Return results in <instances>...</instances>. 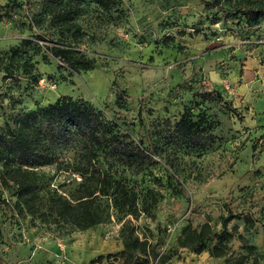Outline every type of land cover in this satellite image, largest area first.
<instances>
[{
  "label": "rangeland",
  "instance_id": "374dc122",
  "mask_svg": "<svg viewBox=\"0 0 264 264\" xmlns=\"http://www.w3.org/2000/svg\"><path fill=\"white\" fill-rule=\"evenodd\" d=\"M6 1L0 0V57L36 32L56 39L46 21L27 30L26 17L41 12V0L2 8ZM117 2L105 15L85 1L77 19L87 40L77 50L96 60L94 70L69 74L42 49L30 60L35 81L20 70L2 80L0 71V132L17 113L61 97L90 103L114 131L149 152L133 167L99 158L103 169L126 179L144 211L136 219L112 211L107 223L80 231L19 213L12 190L0 183V264H89L122 249L119 230L127 221L159 251L152 264H250L254 253H264V19L251 25L236 10L264 0H219L221 9L200 0ZM112 84L131 100H117ZM185 109L205 116L214 139L209 148L174 142L170 134ZM75 157L64 154L58 163L65 167ZM58 163L34 169L41 211L49 194L69 197L81 181ZM228 214L233 237L220 256L209 253L214 242L199 254L178 249L184 227L208 222L220 231ZM108 261L101 264H120Z\"/></svg>",
  "mask_w": 264,
  "mask_h": 264
},
{
  "label": "trees",
  "instance_id": "16d2710c",
  "mask_svg": "<svg viewBox=\"0 0 264 264\" xmlns=\"http://www.w3.org/2000/svg\"><path fill=\"white\" fill-rule=\"evenodd\" d=\"M85 1L95 5L105 15L115 11L118 4L117 0H41V12L26 17L27 30L39 28L46 21V28L55 34L56 39H49L40 32L34 33L32 39H21L9 50L6 58L0 57L2 80L14 76L12 71L20 70L21 74L35 81V68L30 60L42 49L57 59L69 74L94 70L96 60L77 50V46L87 41L77 20L84 12ZM200 2L222 8L219 0ZM9 5L19 7L13 0H7L2 8ZM25 6L29 8L31 4L26 3ZM236 12L253 25L264 19V4L251 3L237 8ZM161 43L169 46L167 39H162ZM112 86L116 90L117 100H131L123 90L114 88V84ZM113 128L90 103L69 97H61L35 110L17 113L12 124L6 123L3 132H0V183L12 190L14 208L19 213L38 216L43 220L49 218L52 222H62L80 231L107 223L112 211L136 219L144 211L138 207L137 195L126 179L117 177L109 169H103L99 158L133 167L145 163L150 154ZM211 130L204 115L195 116L191 110L185 109L174 123L170 135L179 147L205 150L214 141ZM70 152L76 154L71 163L65 167L58 163L64 154ZM54 163L63 169L70 168L72 173L80 176L81 181L69 197L49 194L45 205H42L44 211H41L34 201L39 192L34 169ZM231 218L233 215L228 214L222 219L220 231H215L208 222L198 228L184 227L177 241L178 249L199 254L214 242L209 253L220 256L225 244L233 237V233L227 229ZM245 224L252 227V219L246 218ZM119 237L122 245L119 252L98 256L89 264H101L103 260L109 262V259L120 264H152L159 256V251L138 237L130 221L122 224ZM175 255V251L168 253L167 258ZM251 259L250 264H259L264 259V253H254ZM227 264L243 263L228 260Z\"/></svg>",
  "mask_w": 264,
  "mask_h": 264
}]
</instances>
